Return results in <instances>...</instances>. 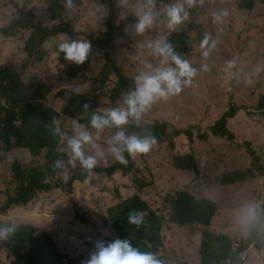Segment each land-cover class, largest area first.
Returning <instances> with one entry per match:
<instances>
[{"label":"rangeland","instance_id":"rangeland-1","mask_svg":"<svg viewBox=\"0 0 264 264\" xmlns=\"http://www.w3.org/2000/svg\"><path fill=\"white\" fill-rule=\"evenodd\" d=\"M57 1L61 6V16L53 20L49 11L50 0H0V28H7L23 16H27L25 21L29 25L27 30L14 37L0 33V67L12 66L26 84L43 90L44 95L40 96V100L59 114L55 120L59 121L60 131L64 134L61 153H68L67 139L75 135L74 129L78 126L93 136V144L103 149L104 158H98V170L89 174L75 172L66 163L68 181L76 173L71 182H64L62 174L55 176L51 173L46 181L54 185L52 190L38 192L26 205H12L3 209L9 198L17 194L11 164L19 161L23 168L44 170L47 150L37 156L28 149L18 147L2 150L0 227L31 225L37 230L36 237L46 234L53 239L63 257L79 259L94 251L95 245L88 243L118 239L115 231L119 229L112 219L113 208L136 197L124 207L139 200L148 208L143 211V218L148 220L152 213L167 223L162 228L168 227L172 224L169 222L171 209L168 200L174 198L178 190L192 194L195 199H200L202 193L211 196V187L207 181L201 180L203 173H212L206 178L221 185L213 189L221 195V210L222 207H232L234 210L231 212L235 213H222L214 218L216 222L211 227L212 233L230 237L231 253H235L234 258L228 255L220 264H264V176L258 171L259 164L251 165L249 154V151H254L264 168V108L259 109L261 97L264 96V78L256 76L264 66V10L258 4H254L252 10H246L241 7L243 0H197L194 7L187 8L185 5L187 19L170 28L163 5L169 6L181 0H152L151 5L147 0H113L117 9L115 25H121L125 34L122 36L123 31H114L115 34L106 36L110 11L107 0H77L71 1V6L69 3L63 6V0ZM149 7L155 19L149 28L137 34L134 29L136 14ZM240 8L245 19L239 13ZM225 12L227 15H224ZM58 24L72 26L76 32L75 41L90 43L91 39L96 42V46L90 48V63L85 71L73 72L59 61L58 56L61 55L57 46L68 41L66 33L49 36L33 54L26 53L31 35L40 36L39 29L49 32ZM175 27L188 33L191 54L186 60L196 70V75L189 86H183L179 95L157 100L142 113L143 122L162 126L158 132L161 137L164 136L163 141L153 144L147 153L131 155V164L124 151L122 154L127 161L124 166L127 168L116 165L111 168V173H107L108 169L104 167L118 162L108 151V141L121 129L106 127L97 135L95 129H86L77 118L63 114V110L72 94L77 93L87 95L93 107L103 114L113 108L125 107L113 103L119 96H127L121 90L127 86L121 84L119 92L113 94L119 82L117 77L113 74L106 79L100 77L107 61L101 44L110 52L109 55L128 82L142 71L150 72L168 66L165 58L153 54L147 45L156 40H166ZM205 35L210 37L209 46L202 50L200 44ZM203 51H208L207 57ZM254 52H258L254 61L256 74L251 79L252 86L246 88L241 84L238 72L252 73L246 55ZM232 106L238 108L235 118L228 121V128L234 134L233 140L210 136L207 141H200L197 136L209 133V127ZM131 122L132 126L137 127L136 130L144 134V129L134 119L129 120ZM190 126H195L193 140L184 135L174 136L175 128L184 130ZM127 129L125 125L122 130L125 132ZM140 133L132 131L129 136L141 139ZM246 142L251 144L250 148L244 144ZM93 144L83 146L85 155L95 154ZM189 154L194 155L195 159L198 157L197 170L183 171L177 168L174 159ZM248 206L256 209L253 221L243 219ZM224 214L229 215L231 220H219L223 219ZM249 227L253 234L259 229L256 239L263 241L256 243L260 249L248 237H243ZM174 235H166L162 239L164 257L160 254L157 260L163 261V264H204L201 255L178 244V235ZM242 245L246 246L244 252L240 251ZM14 260L11 246L3 245L0 240V264H11Z\"/></svg>","mask_w":264,"mask_h":264},{"label":"trees","instance_id":"trees-1","mask_svg":"<svg viewBox=\"0 0 264 264\" xmlns=\"http://www.w3.org/2000/svg\"><path fill=\"white\" fill-rule=\"evenodd\" d=\"M76 1L77 0H71ZM51 6L49 11L52 13L53 20H57L60 16L61 6L57 0H50ZM260 2L264 5V0H243L241 7L246 10H252L254 4ZM63 6L68 4V0H63L61 2ZM109 11V18L107 20V30L105 33L106 36H111L115 34L114 31H123L122 36L125 32L121 25L116 26L117 20V9L115 7L113 0H107ZM167 8V5H163ZM239 13L245 19L243 9H239ZM107 16V17H108ZM27 16H23L20 20L15 21L12 25L7 28L2 29L0 33L2 35L16 36L21 31L28 29V23L25 21ZM222 33L224 34V26H222ZM44 30H38L39 35L33 34L29 37L25 51L28 54H33L37 51L44 43L45 39L49 36H53L57 33H66L68 36V41H75L76 32L74 28L70 25L58 24L49 32ZM220 31V30H219ZM176 53H178L182 59L187 58L191 54V43L190 38L187 32L181 31L180 28L175 27L170 31V35L166 38ZM62 43V42H61ZM60 43V44H61ZM59 44V45H60ZM57 46V50L59 49ZM90 45L95 47L96 42L90 39ZM101 49L105 51L106 55V64L103 68L100 77L101 79H106L111 76V74L117 77L119 81L118 84L113 89V94L119 92L121 84L127 86L122 87L121 90H124L127 94L135 90L136 81L130 79L126 82L125 77L118 69L116 61L109 55V51L105 49L104 45L101 44ZM59 52V50H58ZM247 54L249 64L251 65L253 71L249 74V80L246 88L251 87V79L254 74H256V65L254 64L256 54ZM61 56H58L60 62L65 64L67 68L73 72L85 71L89 67L90 57L82 65H77L73 62H70L64 58V53L59 52ZM39 58L38 60H40ZM168 65L171 63L167 61ZM174 66V65H173ZM257 77L264 78V66L262 67L261 72L256 74ZM255 86H253L254 88ZM43 90L38 88H33L29 84H26L19 74L12 66L2 65L0 67V152L2 150L9 151L13 147L28 149L30 153L34 156L40 155L43 150H47L46 157L47 162L44 165V170H38L30 167L23 168L19 161H14L11 164V170L14 175L16 184H17V194L14 197L9 198L6 205L3 209H6L12 205H26L32 199H34L38 192L41 191H50L54 188V185L47 182V176L50 177L51 173L63 174L65 169V164L68 163V153H61L60 146L63 143L59 134L55 132V126L53 124L54 120L59 117V114L56 113L52 108H48L40 100V96H43ZM123 97L119 96L118 99L113 104H118L120 106L124 105ZM88 105V109H84V105ZM126 107V106H125ZM264 108V96L261 97L259 103V109ZM237 107L232 106L227 110L222 117L214 123V125L209 127V133L199 134L197 138L200 141H207L210 136L224 138L227 141H232L234 134L228 128V121L235 118ZM69 118H77L86 129L91 128V118L93 114L105 115L102 112H99L97 108L93 107V102L87 95L81 94H72L69 98L66 107L63 110ZM133 121L132 118L129 119ZM139 127L144 129V134L140 133L136 126H132V122L126 125L128 128L125 133L130 135L132 131L140 133L141 139L147 137H154L156 142L161 143L164 139V136L161 137L158 129L162 126L158 125H147L141 120L139 122ZM195 126H190L187 129H177L175 128L174 136H186L189 140H193V129ZM248 148L251 147L249 142L244 143ZM59 147V150H58ZM251 157V165L259 164V172L261 176H264V168L260 164V158L254 151H249ZM125 156L127 161L130 163L131 155L125 151ZM176 160V161H175ZM57 161L63 162V167L55 168V163ZM174 164L177 168L183 171L187 170H197V161L194 155H185L178 156L174 159ZM124 166L120 162H115L110 167H107V173L112 172V167L114 166ZM128 165V164H127ZM99 167H95L90 173L96 172ZM73 171L84 172L89 174V172L83 169L79 164L73 168ZM102 172V171H99ZM76 175V173H75ZM71 178L68 182H71ZM174 198H170L169 204L171 209L170 219L168 227L163 218L157 216L143 218V223L139 226L131 225L128 221V215L132 210H147L146 204L137 200L135 203L130 204L129 206L124 207L130 201L136 199V197L126 200L123 204L113 208V221L114 225L118 227L119 234L121 239H127L130 241L134 248L139 249L141 252H147L154 255L156 258L160 254L163 256V245L161 241L165 238L166 235L175 236L174 233L178 235L176 241L178 244L184 245L188 250L202 256L204 264H220L221 261L226 260L227 256L230 255L231 258L235 257V253H231V239L225 234H215L212 233L211 227L215 225L217 217V203L205 200V199H195L192 194L178 190ZM141 212V211H139ZM230 214H235L234 212L229 211ZM224 218V215L222 216ZM226 221L224 219H219ZM231 220V218H229ZM120 221V223H118ZM214 223V225H213ZM175 225L180 227V231H174ZM186 226L191 229L193 226H199L201 228L200 232V241L198 245L189 246L182 240V227ZM13 226V225H12ZM9 227V226H3ZM36 228L31 225H22L15 226V231L9 235L7 240H1L3 245L11 246V253L15 257V260L11 264H82L89 255L82 256L79 259H72L71 257H63L58 248L48 235L43 234L36 237ZM174 232V233H173ZM259 235V229L253 234V230L249 227L248 232H245L243 237H248L247 239L250 242H255L256 248L260 249V245L256 241H263V239H256ZM262 237V236H260ZM252 238V239H251ZM92 244V243H88ZM258 245V246H257ZM248 247V245H247ZM174 249H177L173 245ZM172 248V250H174ZM246 246L242 245L241 252H244ZM164 257V256H163ZM172 257V256H170ZM65 258V259H64ZM64 259V260H63ZM68 261H67V260ZM163 261H160V264Z\"/></svg>","mask_w":264,"mask_h":264},{"label":"clouds","instance_id":"clouds-1","mask_svg":"<svg viewBox=\"0 0 264 264\" xmlns=\"http://www.w3.org/2000/svg\"><path fill=\"white\" fill-rule=\"evenodd\" d=\"M147 2L149 5L152 4V0H147ZM68 3L71 6V0H68ZM196 3L197 0H181V2L167 6L165 11L169 27H174L187 19L188 12L185 5H187V8H191L196 6ZM257 4L264 8V5L260 2H257ZM136 15L137 22L134 25V29L137 34H141L152 25L155 17L151 7ZM224 15H227V13L225 12ZM209 40L210 37L205 35L200 44L202 50L208 48ZM147 47L152 50L153 54L161 56L171 63L168 66L155 68L150 72L142 71L135 79L131 78L136 81V87L134 91L129 92L125 97L124 105L126 107L113 108L103 116L93 114L90 121L91 128L96 130L97 135L106 127L114 126L117 129H121L108 141V151L116 161L122 164L127 163L122 154L124 151H127L129 155L133 156L137 153H147L151 150L153 144L156 143L154 137L139 139L126 135L122 129L129 123V119L132 118L139 124L142 113L155 101L167 100L170 96L179 95L183 91V86H189L192 83V78L196 75V70L187 60L182 59L175 52L169 42L156 40L155 42H149ZM90 48V43L86 41H65L59 45L58 50L65 54L64 58L66 60L77 65H82L88 59ZM208 54V51H203L205 57ZM233 73L236 72L233 71ZM84 109H88L87 104L84 105ZM54 123L56 125L55 132L63 140L64 134L60 131L59 121L54 120ZM74 131L75 135L67 139V148L69 150L68 164L74 168L78 165V161L79 165L90 173L98 165V158H104V151L99 145L93 144V136L88 131L80 130L78 126ZM86 144H93V147L96 149L94 155H85L83 146ZM61 167H63V162L57 161L55 168ZM62 179L64 182L68 181L69 176L66 171L62 174ZM139 211L132 210L129 213V224L139 226L143 223V210ZM256 214L255 207L248 206L245 209L243 219L245 221H253L256 218ZM14 231V225L0 227V240H7L9 235L14 233ZM115 232L118 239L111 242L97 241L94 246V251L82 261V264H160V261L153 254L141 252L139 249L134 248L129 240H122L121 236L120 238L118 237L120 235L119 230Z\"/></svg>","mask_w":264,"mask_h":264},{"label":"crops","instance_id":"crops-1","mask_svg":"<svg viewBox=\"0 0 264 264\" xmlns=\"http://www.w3.org/2000/svg\"><path fill=\"white\" fill-rule=\"evenodd\" d=\"M258 6L260 8H262L264 10V8L262 6H260L258 4ZM238 76H239V79L241 81V84L245 85V87L247 86L248 84V80H249V75L246 74L244 71L242 70H239L238 72ZM238 144V142H237ZM196 159L198 160V157H196ZM130 163H131V160H130ZM212 173H203V176H202V180L201 181H207L208 185L211 187V196H208L204 193H202V196H201V199H205V200H210V201H213V202H216L217 203V217H220L222 215V213H229V211H233L234 208L232 207H222V210L219 206V200H220V196L221 195H218L216 194L213 189H214V186H219L221 187V185L217 184V183H214L213 181H208L207 178H206V175H211ZM211 183V185L209 184ZM246 201H244L245 203ZM219 213V214H218ZM229 215L227 214H224V220H226L225 222H228L229 221ZM186 226H189V225H185V226H181L182 227V240L189 246H194V245H198L199 241H200V232H201V228H199V226H193L191 229H189L188 227ZM174 231L176 232H179L180 231V227L178 225H175V228H174ZM118 237L120 238V235H118ZM163 264V263H161Z\"/></svg>","mask_w":264,"mask_h":264},{"label":"flooded vegetation","instance_id":"flooded-vegetation-1","mask_svg":"<svg viewBox=\"0 0 264 264\" xmlns=\"http://www.w3.org/2000/svg\"><path fill=\"white\" fill-rule=\"evenodd\" d=\"M99 233H101V232H99ZM97 241H98V240H94V241H92V242H90V243H92L91 245L94 246V245L96 244Z\"/></svg>","mask_w":264,"mask_h":264},{"label":"built area","instance_id":"built-area-1","mask_svg":"<svg viewBox=\"0 0 264 264\" xmlns=\"http://www.w3.org/2000/svg\"><path fill=\"white\" fill-rule=\"evenodd\" d=\"M231 89V88H230ZM81 95H85L84 93H81Z\"/></svg>","mask_w":264,"mask_h":264}]
</instances>
